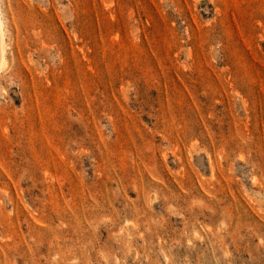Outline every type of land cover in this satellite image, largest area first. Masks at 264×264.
<instances>
[{
	"label": "rangeland",
	"instance_id": "rangeland-1",
	"mask_svg": "<svg viewBox=\"0 0 264 264\" xmlns=\"http://www.w3.org/2000/svg\"><path fill=\"white\" fill-rule=\"evenodd\" d=\"M0 4V264H264V0Z\"/></svg>",
	"mask_w": 264,
	"mask_h": 264
},
{
	"label": "bare ground",
	"instance_id": "bare-ground-1",
	"mask_svg": "<svg viewBox=\"0 0 264 264\" xmlns=\"http://www.w3.org/2000/svg\"><path fill=\"white\" fill-rule=\"evenodd\" d=\"M6 29L3 16V10L0 4V73L4 71L8 66V60L6 57Z\"/></svg>",
	"mask_w": 264,
	"mask_h": 264
}]
</instances>
